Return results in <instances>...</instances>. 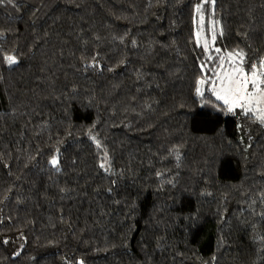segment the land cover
Segmentation results:
<instances>
[{
  "label": "trees",
  "instance_id": "trees-1",
  "mask_svg": "<svg viewBox=\"0 0 264 264\" xmlns=\"http://www.w3.org/2000/svg\"><path fill=\"white\" fill-rule=\"evenodd\" d=\"M198 3L0 4V264H264V123L196 91L264 0H215L212 59Z\"/></svg>",
  "mask_w": 264,
  "mask_h": 264
},
{
  "label": "snow or ice",
  "instance_id": "snow-or-ice-1",
  "mask_svg": "<svg viewBox=\"0 0 264 264\" xmlns=\"http://www.w3.org/2000/svg\"><path fill=\"white\" fill-rule=\"evenodd\" d=\"M12 3V0H0V4ZM205 2L210 3L213 6L215 0H205ZM203 4H198L196 7V12L200 14L199 24L202 28L204 24V16L202 13ZM218 21H213L209 27L211 33V40L214 42L217 35V25ZM222 35V31L220 32ZM199 35V33H198ZM197 45L199 46V39L197 40ZM204 50L207 53L209 51L208 41L204 42ZM215 52L220 53L219 48L215 49ZM4 61L9 65L17 63V60L12 55H7L3 57ZM208 59H212L211 56ZM225 61H227V67L225 68ZM245 54L243 51H234L225 55L219 56V62L217 64L218 68L224 69L223 75L220 76L221 89L217 92L213 89L214 94L218 100H222L223 103L228 106V111L235 113V109L239 108L243 115H248L249 113L257 116V119L264 123V58L259 62H253L250 68L245 69ZM200 83H204L203 80ZM214 83V82H213ZM198 94H201V89L198 86L196 89ZM94 139V138H93ZM97 147H100L97 142ZM106 160V157H105ZM53 168L59 170V161L56 156L49 161ZM102 163L100 167H104ZM19 254V253H17Z\"/></svg>",
  "mask_w": 264,
  "mask_h": 264
},
{
  "label": "rangeland",
  "instance_id": "rangeland-1",
  "mask_svg": "<svg viewBox=\"0 0 264 264\" xmlns=\"http://www.w3.org/2000/svg\"><path fill=\"white\" fill-rule=\"evenodd\" d=\"M198 4H203L202 13L204 16V24L201 28V26L199 24L200 14L197 13V15H196V26H197L196 35H197V39H199V44H201L202 46L204 45L205 40L208 41L209 51L207 52V54L211 56V53L213 52L212 50L217 48V39H218V36L221 35L220 32L222 31V24H221V21L219 20L218 16L215 14V11H213V6L210 3L205 2V0H199ZM213 21L219 22L218 25L216 26L217 27V35H216V39L214 42L211 40V33L209 31V27ZM198 33H199V35H198ZM224 67L225 68L227 67V61H225ZM223 71H224V69H221L219 71L218 75L216 77H214L212 79V81H209L208 79H201L204 81V83H199V87L201 89V92H203L205 90H210L214 94L213 89H215L217 92H219L221 87H222L220 76L223 75ZM262 106H264V105H262ZM236 110L238 112L242 113L241 109L237 108ZM249 114H251V113H249ZM255 115L258 116V115H260V113H256Z\"/></svg>",
  "mask_w": 264,
  "mask_h": 264
}]
</instances>
